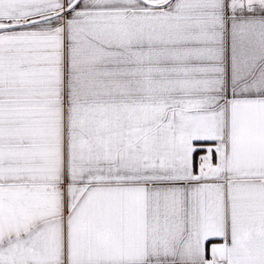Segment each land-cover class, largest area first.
<instances>
[{"label":"snow or ice","instance_id":"snow-or-ice-1","mask_svg":"<svg viewBox=\"0 0 264 264\" xmlns=\"http://www.w3.org/2000/svg\"><path fill=\"white\" fill-rule=\"evenodd\" d=\"M0 264H264V0H0Z\"/></svg>","mask_w":264,"mask_h":264}]
</instances>
